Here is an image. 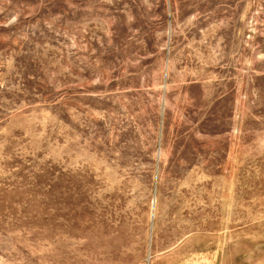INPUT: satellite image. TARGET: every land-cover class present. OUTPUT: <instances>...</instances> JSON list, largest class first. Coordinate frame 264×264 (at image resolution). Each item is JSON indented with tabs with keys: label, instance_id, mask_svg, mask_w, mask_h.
<instances>
[{
	"label": "rangeland",
	"instance_id": "rangeland-1",
	"mask_svg": "<svg viewBox=\"0 0 264 264\" xmlns=\"http://www.w3.org/2000/svg\"><path fill=\"white\" fill-rule=\"evenodd\" d=\"M0 264H264V0H0Z\"/></svg>",
	"mask_w": 264,
	"mask_h": 264
}]
</instances>
